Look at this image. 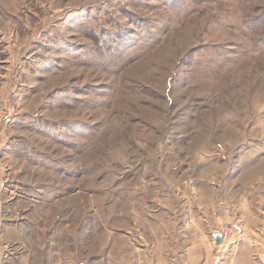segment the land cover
<instances>
[{"label":"rangeland","instance_id":"rangeland-1","mask_svg":"<svg viewBox=\"0 0 264 264\" xmlns=\"http://www.w3.org/2000/svg\"><path fill=\"white\" fill-rule=\"evenodd\" d=\"M223 221L206 264H264V0H0V264H186Z\"/></svg>","mask_w":264,"mask_h":264},{"label":"crops","instance_id":"crops-1","mask_svg":"<svg viewBox=\"0 0 264 264\" xmlns=\"http://www.w3.org/2000/svg\"><path fill=\"white\" fill-rule=\"evenodd\" d=\"M9 114V113H8ZM192 222V221H191ZM2 228L0 227V230ZM217 233V231H212L211 233L209 232H203L201 231L199 234L195 235H186V234H181L177 235H166L168 238L167 241H171L172 238L174 242H184V241H189L188 246L186 250H184L186 254V259L187 263L186 264H206L208 260L211 259V254L213 250L219 247L220 243L217 244L215 243L213 239V234ZM143 243L141 245V250L142 253L140 252L141 257L147 256V257H156L158 256V242L161 240L160 237L156 234H151V235H143ZM172 240V241H173ZM224 242H221L223 244ZM3 250L1 249L0 246V261L1 257L3 258Z\"/></svg>","mask_w":264,"mask_h":264},{"label":"built area","instance_id":"built-area-1","mask_svg":"<svg viewBox=\"0 0 264 264\" xmlns=\"http://www.w3.org/2000/svg\"><path fill=\"white\" fill-rule=\"evenodd\" d=\"M13 102H15V100L13 99ZM218 232L221 235V242H228L231 239L232 236V226L229 222L227 221H223L220 224V228L218 230Z\"/></svg>","mask_w":264,"mask_h":264},{"label":"water","instance_id":"water-1","mask_svg":"<svg viewBox=\"0 0 264 264\" xmlns=\"http://www.w3.org/2000/svg\"><path fill=\"white\" fill-rule=\"evenodd\" d=\"M212 236H213L215 243H217V244L221 243V235L219 232L214 233Z\"/></svg>","mask_w":264,"mask_h":264}]
</instances>
